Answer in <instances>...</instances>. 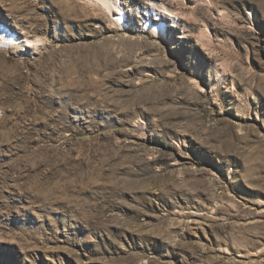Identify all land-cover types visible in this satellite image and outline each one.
Listing matches in <instances>:
<instances>
[{
    "label": "rangeland",
    "instance_id": "374dc122",
    "mask_svg": "<svg viewBox=\"0 0 264 264\" xmlns=\"http://www.w3.org/2000/svg\"><path fill=\"white\" fill-rule=\"evenodd\" d=\"M118 3L0 0V264H264V0Z\"/></svg>",
    "mask_w": 264,
    "mask_h": 264
},
{
    "label": "bare ground",
    "instance_id": "6f19581e",
    "mask_svg": "<svg viewBox=\"0 0 264 264\" xmlns=\"http://www.w3.org/2000/svg\"><path fill=\"white\" fill-rule=\"evenodd\" d=\"M93 2H95L96 4H98L105 12H107L110 17L116 22V23H120L123 24V20H122V14H121V9H120V4L118 3L119 0H92ZM162 7V13L166 16H170L173 17V12L168 9L167 7L161 6ZM160 7V8H161ZM155 31V33L157 32V34L164 32L165 28L164 27H159V29L157 28H153ZM0 30L3 31L4 35L6 36L7 33H10L7 28H5L4 26L0 25ZM154 34V33H153ZM8 36V35H7ZM27 43V47H32L33 45H38L39 43H41V40H26ZM35 45V46H36Z\"/></svg>",
    "mask_w": 264,
    "mask_h": 264
}]
</instances>
